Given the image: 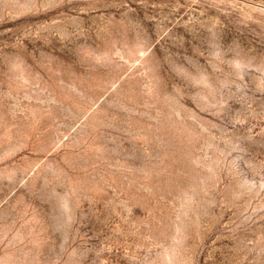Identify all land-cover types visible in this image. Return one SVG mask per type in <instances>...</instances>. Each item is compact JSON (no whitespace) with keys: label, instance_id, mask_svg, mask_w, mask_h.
Instances as JSON below:
<instances>
[{"label":"rangeland","instance_id":"obj_1","mask_svg":"<svg viewBox=\"0 0 264 264\" xmlns=\"http://www.w3.org/2000/svg\"><path fill=\"white\" fill-rule=\"evenodd\" d=\"M0 264H264V0H0Z\"/></svg>","mask_w":264,"mask_h":264}]
</instances>
